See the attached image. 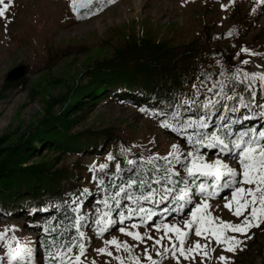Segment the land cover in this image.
<instances>
[{"label": "trees", "instance_id": "trees-1", "mask_svg": "<svg viewBox=\"0 0 264 264\" xmlns=\"http://www.w3.org/2000/svg\"><path fill=\"white\" fill-rule=\"evenodd\" d=\"M104 1V4L94 3L77 20L82 22L104 12L109 6L107 0ZM216 1L211 0L209 7ZM263 6L264 0H261L243 10L240 0H236V21L231 35L214 34L204 24V42L201 38H193L175 45L170 38L158 39L149 19L143 20L139 32H136L135 20L129 22L128 27L113 25L101 38L103 44L112 46V55L90 59L81 79L67 83L65 79L54 78L55 82L66 86L57 93H46L43 113L18 135H0V222H4L5 217L22 218L28 220L29 227L37 231L32 238V255L30 259L26 258L27 264H50V252L55 256L64 245L79 247L78 233L74 227L76 215L82 217L81 231H92L89 236H98L94 223L96 209L99 208L101 212L108 210L102 202L110 198L108 194L116 185L130 178L143 179L146 184L144 188L138 184L134 186L136 190L131 193L132 201L122 194L120 205L110 206L117 226L139 219L128 216L129 208L144 206L155 212L151 222L147 221L146 226H150L152 221L162 223L168 215L178 217L186 211L185 208L193 205L186 204L183 210L176 211L174 199L160 200L159 203L138 200L142 192L153 187L157 190L156 199L164 195L161 185L151 179L153 174L156 179L163 178L168 167L164 161L156 159L157 154L153 149L129 142L118 128L107 126L74 130V126L105 102L137 105L165 131L174 133L187 147L199 149L201 154L208 146L195 142L203 140L211 131H217L218 124L235 121L231 125L234 132L264 127V115L261 114L264 109L259 107L264 104V87L253 84L249 89L247 84L251 77L244 78L245 70L240 72L243 82L234 78L237 69H241L240 55L237 53H240L241 46H247L251 27L262 14ZM98 7L100 11H96ZM89 11L91 15L87 14ZM260 36L255 35L254 41L259 40ZM219 37L229 38L228 42L223 46L214 43ZM89 50L88 43L76 41L67 43L63 48H49L45 69L49 71L59 60L68 56L78 57ZM28 71L29 67L26 66L22 78L4 80L1 93L6 95L13 89H28ZM37 85L30 89L33 96L39 92L42 83ZM197 91L200 95H196ZM253 92L255 96L251 95ZM206 101H211L207 107ZM56 105L58 110L55 111ZM200 116L206 119L200 121ZM221 117L224 119L221 120ZM219 131L223 132V129ZM189 137L193 142L191 146ZM214 148L220 152L218 147ZM109 154L112 158L105 168L90 169L84 163L86 156L109 158ZM223 154L233 158L232 155ZM71 155H75L76 159L64 163V158ZM170 167L177 168L181 176H173L176 184L165 183L174 189L170 196L178 195L179 186H183L184 170L174 161ZM86 170L88 178L93 179L90 186L81 183ZM224 190V193L228 191ZM77 203L79 213L73 208ZM120 211L124 212L122 222ZM252 239L257 241L254 235ZM74 240L77 242L72 243ZM4 243L5 239L0 238V264H5L1 256ZM259 245V250L264 248V244L257 242Z\"/></svg>", "mask_w": 264, "mask_h": 264}, {"label": "rangeland", "instance_id": "rangeland-1", "mask_svg": "<svg viewBox=\"0 0 264 264\" xmlns=\"http://www.w3.org/2000/svg\"><path fill=\"white\" fill-rule=\"evenodd\" d=\"M235 1L228 4V0H217L213 6L209 7L211 0H114L113 3H109L104 12L79 22L77 14L73 13L69 6V0H13L5 15L0 16V135L5 133H9L12 137L18 135L43 113L46 93H57L64 90L66 86V84L55 82L54 78L65 79L67 83L81 79L90 59H100L112 55V46L103 44L101 38L113 25L128 27V23L135 20V29L136 32H139L140 26H143V20L149 19L153 33L158 39L170 38L175 45L188 42L193 38H201L204 42V24H207L211 31L218 35L233 30L236 21ZM260 1L240 0V6L244 10L254 2L259 3ZM96 2H101V0H94L93 3ZM104 2L103 0L102 4ZM222 4H228V7L222 8ZM257 34L261 35L260 39L254 41ZM228 39L227 37H219L214 40V43L223 46L228 42ZM74 41L88 43L90 50L78 57H65L59 60L53 69L47 71L45 66L49 48H63L67 43ZM245 47L256 55L241 53L240 68L247 72L264 71V6L262 14L251 27V33L247 38V46ZM244 58L256 64L260 63L262 69H255L248 67V64H243L241 61ZM21 65H24L25 69L26 66L29 67L27 72V76L30 78L28 89H13L3 95L1 87L6 80L7 73ZM51 81L52 83H50ZM38 83H42V86H39V92L33 96L30 89L38 87ZM54 109L55 111L58 110V105ZM107 126L118 128L121 135L129 142L138 143L145 149H153L158 155L166 156L169 151H172L170 145L173 143L180 145L182 155L186 154L189 149L181 138L174 133L165 131L150 114L146 113L145 110L141 111L140 106L127 103L108 101L99 105L80 120L74 126V130ZM202 154L206 160L210 161L219 157L236 166L233 158L216 149L204 148ZM75 159V155L66 156L64 163H71ZM108 162V157L97 155L84 158V163L98 169L101 164L106 167ZM92 182L93 179L88 178V170H86L81 183L90 186ZM229 197L230 192L228 190L219 196L209 198L211 211L213 215L235 221L238 218L233 217L229 210L223 207L225 200ZM193 206L185 208L186 211L178 217L172 215L163 218L162 223H176L183 226V221L189 218L188 213ZM74 207L75 205H73ZM114 221L115 223L102 235L89 236L92 231L83 230L86 251L82 259L85 260V264H92L93 261L95 264H120V261L115 258L116 256L123 259V264H134L135 257H139L143 262L146 259L143 251L145 248L159 264H177L176 260L171 257V253L157 255L156 249H160L162 252V245L170 244L171 241L165 239L161 245H154V241L148 240L146 237V243L136 241L119 231L121 226L131 228L132 222H122L121 225L117 226L115 219ZM29 224L28 220L22 218L5 217L4 222H0V232L4 233L0 238L5 239V243L1 247L3 263L9 262L8 252L10 249L15 251L17 243L21 247L24 245L32 246V238L37 231L31 229ZM262 227L264 224H261L260 227L251 228L247 234L250 238H242L243 246H237L235 252L226 251L222 246L217 245L214 239L206 241L204 237H197L194 229L189 230L184 240V247L192 246L196 240H199L201 244L208 243L209 256L212 258L202 260L197 252L191 254L195 259L185 260L181 258L180 264H222L221 261L215 259L221 253L231 257L228 264H264V248L259 250L260 245L257 246V242L264 244V228ZM137 230L141 233L147 231L153 237L161 235V232H157L151 225L146 226L142 223L138 224ZM169 235L174 234L169 233ZM253 235L257 241L252 239ZM112 236L134 245L131 252H126L123 247L117 250L115 245H107L113 253L112 256L97 253L95 249L105 246L104 241L111 239ZM38 250L41 251L40 247ZM78 251L79 247H75L72 248V252L66 253V255L72 258L74 253Z\"/></svg>", "mask_w": 264, "mask_h": 264}, {"label": "snow or ice", "instance_id": "snow-or-ice-1", "mask_svg": "<svg viewBox=\"0 0 264 264\" xmlns=\"http://www.w3.org/2000/svg\"><path fill=\"white\" fill-rule=\"evenodd\" d=\"M93 2L94 0H88V3ZM113 2L114 0H107V3ZM233 2L234 0H228V4H232ZM12 3L13 0H0V16L5 15L6 10ZM101 3H103V0H101ZM228 4H222L221 7L226 8ZM69 6L72 12L77 14V18H79V0H69ZM100 10L99 7L96 9V11ZM87 14L91 15L92 13L89 11ZM231 31L229 30L226 35H231ZM241 53L256 55V53H251V50L245 46H241L240 53H237V55ZM241 62L248 64L249 60L244 58ZM241 71L243 69H237L234 78L237 81L243 82L240 77ZM249 76L251 77V80L247 84L249 89L252 88L253 84H256L258 87H264V71L251 73L244 71V78L247 79ZM193 87L195 88L196 85H193ZM215 87L216 85L214 84L213 88ZM196 95H200V93L197 91ZM217 95H220V93ZM251 95L255 96V93L253 92ZM187 103L191 104L192 101H187ZM209 103L211 101H206L205 107ZM259 107L264 109V104L259 105ZM141 111H144V109L141 108ZM261 114L264 115V112ZM199 119L200 121H204L206 117L200 116ZM223 119L224 117H221V120ZM233 123L235 121L229 120L226 123L218 124L217 131H211L203 140H197L195 143L202 146L206 143L208 147H218L221 153H228L233 156V162L236 166L227 162L226 159L219 157L210 161L206 160L199 149L193 150L191 147L186 151V154L182 155L180 145L176 143L170 145L172 151H169L166 156L160 157L158 154L156 155L157 160H163L165 165L168 166L165 168L162 179H156L155 174L151 177L154 183L161 185L164 195L160 199H156L157 190L153 187L151 190L142 192L137 199L140 201H152L154 203H159L160 200L174 199L176 202V211L183 210L186 204H193L194 206L188 213L189 218L183 221V226L176 223H155L153 221L151 227L157 232H161V235L159 237H153L147 231L141 233L137 230L138 224L142 223L147 225V221L152 220L156 213L150 208L138 206L137 208H129L128 216H136L139 219L132 222L131 228L121 226L119 231L142 243H146L145 237L148 240H153L154 245H161L165 239L171 241L170 244L162 245V252L160 249H156L157 255L171 253V257L176 260L177 264H180L181 258L185 260L190 258L195 259L191 254L197 252L202 260L204 258H212L209 256L208 243L201 244L199 240H196L192 246L184 247V240L189 230L194 229L195 235L197 237H204L206 241L214 239L217 245L222 246L228 252H235L237 246L242 247V238H250L247 235L249 230L264 224V127L259 129L249 128L240 132H234L231 128ZM165 126L168 125L165 124ZM221 128L223 132L219 131ZM188 143L190 146L192 145L191 137H189ZM111 158V154H109V159ZM173 161L176 165L183 168L184 176L183 186H179V194L170 196V193H174V189L169 187L165 181L176 184L173 176H181L177 168L170 167ZM129 163H132V161H129ZM89 167L91 169L93 166L90 165ZM99 167L104 168L105 165L101 164ZM137 184L141 188H144L146 182L143 179L137 180L136 178H130L126 182L116 185L112 192L108 194L110 198L102 202L105 209L108 210L101 212L99 208L96 209L97 215L94 223L97 235H102L115 223L114 219L111 218L112 211L110 210V206L112 204L120 205L122 194H125L127 199L132 201L133 195L131 193L136 190L134 186ZM222 189H227L230 192V197L225 200L223 207L228 209L233 217L238 218L235 221L232 219H224L219 215H213L211 211L209 198L220 194ZM197 197L199 198L198 200L196 199ZM74 210L77 213L80 212L78 203L75 205ZM119 216L122 222L124 212L120 211ZM81 219L82 217L80 215H76L74 223V227L78 233L79 251L74 253L72 258H69L66 253L72 252V248L64 245L62 246V251L56 252L55 256L51 252L48 254L50 264H85V260L82 257L86 251V244L83 240L85 233L80 230ZM45 231H47V228H45ZM169 233H173L174 235H169ZM2 235L4 233L0 232V236ZM13 239L15 240V237ZM76 242L74 240L72 243ZM104 245L95 249V251L112 256L113 253L107 245H115L117 250L123 247L126 252H131V249L134 247V245H130L127 241L118 240L116 236L105 240ZM143 251L146 258L145 261L142 262L139 257H135L134 264H159L148 252L147 248ZM31 255L32 249L30 246L24 245L21 247L17 243L15 251L9 250L8 261L9 264H27L26 258L30 259ZM115 258L120 261V264H123V259L120 256H116ZM130 259L133 258L130 257ZM215 259L221 261L222 264H228L231 257L221 253ZM92 264H95V261Z\"/></svg>", "mask_w": 264, "mask_h": 264}, {"label": "water", "instance_id": "water-1", "mask_svg": "<svg viewBox=\"0 0 264 264\" xmlns=\"http://www.w3.org/2000/svg\"><path fill=\"white\" fill-rule=\"evenodd\" d=\"M93 3H88V0H79V13L89 8ZM25 66H17L7 73L6 80L13 81L24 76Z\"/></svg>", "mask_w": 264, "mask_h": 264}, {"label": "bare ground", "instance_id": "bare-ground-1", "mask_svg": "<svg viewBox=\"0 0 264 264\" xmlns=\"http://www.w3.org/2000/svg\"><path fill=\"white\" fill-rule=\"evenodd\" d=\"M248 67H254L255 69H262L261 64H256L255 62L249 61Z\"/></svg>", "mask_w": 264, "mask_h": 264}]
</instances>
